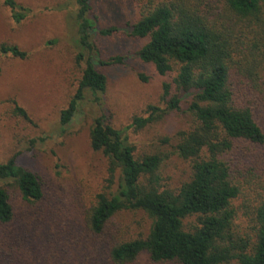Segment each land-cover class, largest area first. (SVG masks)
<instances>
[{"label":"trees","instance_id":"obj_1","mask_svg":"<svg viewBox=\"0 0 264 264\" xmlns=\"http://www.w3.org/2000/svg\"><path fill=\"white\" fill-rule=\"evenodd\" d=\"M76 2L77 60L85 64L61 112L62 126L86 94L101 104L107 89L106 75L90 56L96 51L90 0ZM5 4L14 22L27 18L23 4ZM130 27V37L145 40L136 52L139 59L161 75H173L163 83L167 106L150 105L147 116L136 115L121 129L105 116L94 119L90 145L107 159L109 177L89 203L71 212L76 225L55 215L63 206L37 173L15 156L0 162V226L24 234L0 239V264H32L25 255L6 252L27 245L32 233L40 246L34 264H136L144 253L159 264H264V0H145ZM0 52L28 56L13 44L2 43ZM121 61V56L108 60ZM183 97L193 123L179 131L173 153L189 162L190 175L170 188L159 174L164 157L137 156L127 131L179 110ZM12 100L14 113L29 119ZM123 210L144 211L151 219L148 231L120 237L113 219Z\"/></svg>","mask_w":264,"mask_h":264},{"label":"rangeland","instance_id":"obj_2","mask_svg":"<svg viewBox=\"0 0 264 264\" xmlns=\"http://www.w3.org/2000/svg\"><path fill=\"white\" fill-rule=\"evenodd\" d=\"M16 1L29 9L27 18L14 22L5 0H0V46L18 45L28 56L21 59L0 52V162L15 156L18 163L37 173L63 206L55 215L76 225L71 212L89 203L109 177L107 159L90 145L94 119L105 116L107 123L121 129L134 116H147L150 105L165 108L163 83L171 81L173 75H161L152 64L140 60L136 52L145 40L129 36L130 23L139 18L145 0H90L89 17L95 22L91 41L96 47L90 56L95 67L106 75L107 89L101 104L86 94L74 118L62 126L61 112L74 97L85 64L77 60L81 51L78 3ZM108 28L113 29L110 34L101 33ZM115 56H121L122 61L109 63ZM12 99L27 110L29 119L14 113ZM182 100L179 110L169 111L142 129L127 131L137 156L158 153L164 157L159 174L162 184L170 188H176L190 175L189 162L173 153L179 131L188 130L193 123L186 109L188 97ZM10 191L16 192L15 188ZM113 223L119 236L128 239L146 233L151 219L142 210H123L114 216ZM20 235L24 234L18 228L6 230L0 226L1 240H15ZM28 236L27 245L21 249L9 247L6 252H15L20 258L25 255L34 264L40 256L38 236ZM136 264L159 263L144 253Z\"/></svg>","mask_w":264,"mask_h":264}]
</instances>
